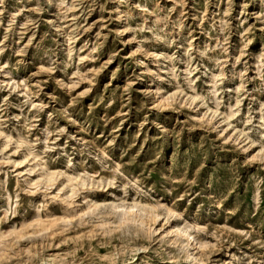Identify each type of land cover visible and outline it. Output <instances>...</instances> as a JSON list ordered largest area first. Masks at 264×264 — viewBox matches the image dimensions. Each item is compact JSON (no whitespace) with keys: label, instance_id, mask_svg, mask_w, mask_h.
Wrapping results in <instances>:
<instances>
[{"label":"rangeland","instance_id":"obj_1","mask_svg":"<svg viewBox=\"0 0 264 264\" xmlns=\"http://www.w3.org/2000/svg\"><path fill=\"white\" fill-rule=\"evenodd\" d=\"M0 264H264V0H0Z\"/></svg>","mask_w":264,"mask_h":264},{"label":"bare ground","instance_id":"obj_2","mask_svg":"<svg viewBox=\"0 0 264 264\" xmlns=\"http://www.w3.org/2000/svg\"><path fill=\"white\" fill-rule=\"evenodd\" d=\"M137 210H138L137 216L140 217L141 216V212L144 211V209H141V208L138 207Z\"/></svg>","mask_w":264,"mask_h":264}]
</instances>
